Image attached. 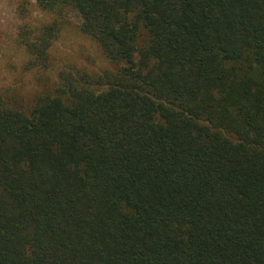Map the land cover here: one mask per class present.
Here are the masks:
<instances>
[{
	"label": "trees",
	"instance_id": "16d2710c",
	"mask_svg": "<svg viewBox=\"0 0 264 264\" xmlns=\"http://www.w3.org/2000/svg\"><path fill=\"white\" fill-rule=\"evenodd\" d=\"M111 64L0 94V264H264V0H34Z\"/></svg>",
	"mask_w": 264,
	"mask_h": 264
},
{
	"label": "rangeland",
	"instance_id": "374dc122",
	"mask_svg": "<svg viewBox=\"0 0 264 264\" xmlns=\"http://www.w3.org/2000/svg\"><path fill=\"white\" fill-rule=\"evenodd\" d=\"M54 17L34 0H0V94L24 108L30 107L36 93L54 85L61 70L96 72L111 66L98 44L80 31L78 14L66 9L49 49V67L28 69L27 54L17 41L19 28L38 26Z\"/></svg>",
	"mask_w": 264,
	"mask_h": 264
}]
</instances>
